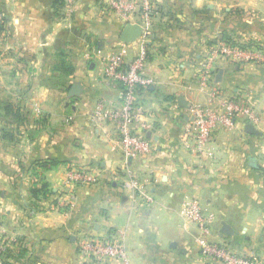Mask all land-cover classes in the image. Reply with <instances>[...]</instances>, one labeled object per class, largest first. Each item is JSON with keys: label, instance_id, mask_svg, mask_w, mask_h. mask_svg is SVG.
<instances>
[{"label": "crops", "instance_id": "obj_1", "mask_svg": "<svg viewBox=\"0 0 264 264\" xmlns=\"http://www.w3.org/2000/svg\"><path fill=\"white\" fill-rule=\"evenodd\" d=\"M107 2L0 0L3 264H99L77 243L108 236L124 243L128 264H209L196 243L203 231L182 214L188 200L213 217L210 241L264 261V66L214 64V85L248 104L255 124L236 118L200 156L181 138L191 105L218 104L197 76L210 46L224 37L264 43V0H151L144 73L152 84L138 99L153 150L133 158L105 113L120 107L122 88L103 69L113 52L131 60L140 39L121 40L126 24ZM69 167L90 168L99 181L71 198ZM129 177L137 188L123 187Z\"/></svg>", "mask_w": 264, "mask_h": 264}, {"label": "built area", "instance_id": "obj_2", "mask_svg": "<svg viewBox=\"0 0 264 264\" xmlns=\"http://www.w3.org/2000/svg\"><path fill=\"white\" fill-rule=\"evenodd\" d=\"M76 0H64V4L73 6ZM107 11L111 12L125 24L135 22L141 27L138 53L126 61L120 52L109 54L104 63L103 78L109 82H117L122 88V101L118 109L107 110L113 122L122 151L126 157L147 155L153 150V143L146 136L151 125L145 118L144 108L138 99V91L152 84V79L144 73L147 57L146 44L152 34L151 0H108ZM243 44H231L217 40L209 48L207 55L198 70V79L202 88H209L211 99L217 100L214 107L191 105L189 117L181 132L183 144L194 155L200 156L209 147L214 135L221 130H230L236 118L241 116L255 124L258 118L254 110L245 102L224 93L214 85V64L219 59H229L237 65L253 62L264 66V43L249 39ZM249 44V45H245ZM98 110L103 109L99 104ZM99 181L96 171L90 168L69 167L65 172L64 186L74 198V190L95 185ZM123 187L137 188L135 178H128ZM182 214L194 222L203 232L196 238L203 256L209 264H264L258 256H245L232 251L227 245L210 241L206 236L209 225L213 221L211 215H204L197 200L185 201ZM8 247L5 230L0 219V255ZM77 249L80 255L91 262L99 264H128L127 250L124 243L114 236L105 238L82 237L78 240Z\"/></svg>", "mask_w": 264, "mask_h": 264}, {"label": "water", "instance_id": "obj_3", "mask_svg": "<svg viewBox=\"0 0 264 264\" xmlns=\"http://www.w3.org/2000/svg\"><path fill=\"white\" fill-rule=\"evenodd\" d=\"M140 33H141V27H140V25L127 23L124 26L123 30H122L121 40L124 41V42L125 41H132L135 38L139 37ZM78 88H79V86L74 85L73 88H72V90H71V92L73 94H75L77 92V89ZM181 105L183 106L184 104H181ZM247 131L248 132H255L252 125H248L247 126ZM146 136L148 138H150V133L148 132L146 134ZM251 165L254 166V161H251ZM223 227H224V232H228L229 226L227 224H223Z\"/></svg>", "mask_w": 264, "mask_h": 264}, {"label": "trees", "instance_id": "obj_4", "mask_svg": "<svg viewBox=\"0 0 264 264\" xmlns=\"http://www.w3.org/2000/svg\"><path fill=\"white\" fill-rule=\"evenodd\" d=\"M61 4H64V0H60ZM222 40H224L225 42H230L231 44H243V43H240L237 39H231V38H222ZM216 42V41H215ZM214 42V43H215ZM213 43V44H214ZM245 45H249V44H245ZM8 252V249L6 248V250L0 255V263L3 264L4 263V260H5V255L6 253Z\"/></svg>", "mask_w": 264, "mask_h": 264}]
</instances>
